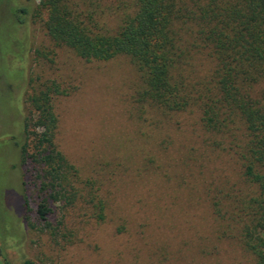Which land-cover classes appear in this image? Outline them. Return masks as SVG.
Returning <instances> with one entry per match:
<instances>
[{
	"label": "rangeland",
	"instance_id": "rangeland-1",
	"mask_svg": "<svg viewBox=\"0 0 264 264\" xmlns=\"http://www.w3.org/2000/svg\"><path fill=\"white\" fill-rule=\"evenodd\" d=\"M50 1L0 0V264H254L217 215L230 217L235 198L253 190L234 149L204 129L197 109L168 115L142 106L141 75L127 56L87 62L55 44L46 29ZM84 1L110 27L125 3ZM71 7L78 10V0ZM192 57L191 81L209 79V53ZM48 80L74 88L54 102L55 144L75 168L69 205L42 190L43 166L22 155L35 144L30 97ZM91 179L106 202L100 223L91 215ZM43 200L55 233L37 214Z\"/></svg>",
	"mask_w": 264,
	"mask_h": 264
},
{
	"label": "trees",
	"instance_id": "trees-1",
	"mask_svg": "<svg viewBox=\"0 0 264 264\" xmlns=\"http://www.w3.org/2000/svg\"><path fill=\"white\" fill-rule=\"evenodd\" d=\"M73 1L48 3L46 29L55 44L87 62L127 56L141 75L142 106L168 115L197 109L204 129L234 149L242 180L253 190L235 198L230 217L220 210L217 215L238 233L254 264H264V0H124L114 10L111 27L102 22L99 7L86 9L78 0L76 10ZM195 51L208 52L215 68L209 79L193 83L189 65ZM72 89L56 80L39 84L29 100L37 118L27 124L28 131L34 128L28 137H34V151L29 153L27 144L22 148L25 162L30 158L43 166L42 190L66 205L77 199L70 179L75 168L55 144L54 102ZM86 183L96 200L91 215L103 222L107 207L98 194L101 185L95 179ZM50 212L43 200L37 214L46 222L43 228L54 232L47 222ZM23 264L36 263L27 259Z\"/></svg>",
	"mask_w": 264,
	"mask_h": 264
}]
</instances>
